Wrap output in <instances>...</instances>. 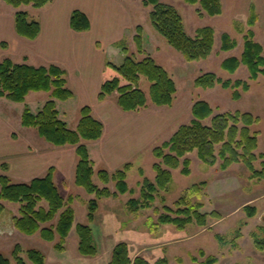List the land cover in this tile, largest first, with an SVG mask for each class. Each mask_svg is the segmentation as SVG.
I'll return each instance as SVG.
<instances>
[{
	"label": "trees",
	"instance_id": "trees-1",
	"mask_svg": "<svg viewBox=\"0 0 264 264\" xmlns=\"http://www.w3.org/2000/svg\"><path fill=\"white\" fill-rule=\"evenodd\" d=\"M16 8L32 4L42 7L50 0H5ZM189 3L200 1L201 6L209 15H218L223 12L221 0H185ZM145 5H153L150 12L151 22L169 42L171 46L180 51L189 60H200L211 55L215 45V29L211 25L198 27L194 35L190 34L185 25L181 12L173 4L161 0H143ZM258 20V13L253 8L249 24L254 25ZM71 26L76 30H88L91 21L87 13L75 9L71 14ZM15 26L17 32L28 38H36L41 32V23L30 19L26 10L18 9L15 13ZM244 50L241 55H230L223 59L222 66L235 72L242 64L249 68L247 79H223L213 71L198 75L194 84L197 87L212 88L217 83L224 87L234 88L233 96L238 99L243 91L251 88L250 80L257 79L264 74V44L255 39L253 29L245 34ZM137 51L143 55L138 57L135 52H129L125 40L116 43L127 54L122 63L108 60L103 70V83L99 92V99H106L114 95L118 105L125 111H136L149 106H171L178 92V85L170 71L159 63L144 46V27L136 26L134 35ZM238 44L229 32L221 34V50H231ZM146 76L150 81V97L141 87V77ZM31 91H47L50 98L35 111L26 104L22 113V124L34 127L46 140L57 146L74 145L78 155L76 165L75 183L85 187L90 194H95L88 200V218L93 221L99 208V198L103 196H117L127 192H134L128 182V172L133 162H126L114 171L106 168L96 170L95 162L90 155L87 141L99 139L104 132L102 120L95 117L90 105L80 109V120L77 128H71L60 116L57 99L67 100L74 96L73 90L67 84L66 70L57 64L33 65L28 62H16L10 57L0 61V96L7 97L16 102H24ZM192 118L182 123L169 139L153 148L157 160L153 167L156 176L151 179L145 176L143 167L139 168L143 179L138 182L140 196L131 197L127 204L133 211L145 209L153 205L159 190L168 187L173 179V169L181 167L184 174L192 171V160L187 154L197 151L204 162L227 170L234 163L244 162L252 171L253 176L264 175L262 170H256L255 161L264 158V153H257L259 147V133L253 131L252 125L257 117L250 111H223L216 112L214 106L206 99L195 100L192 105ZM264 165V161H263ZM55 166L49 167L44 175L36 176L29 181H14L8 174L0 175V200L19 203V214L14 215L15 227L25 234L40 235L51 242L58 249L65 250L67 238L76 219V210L73 206L75 195L63 194L60 185L55 179ZM97 175L104 183L100 186L95 182ZM114 181L116 190L108 185ZM67 186V184H65ZM208 181L204 180L190 186L181 196L174 207L165 204L164 211L158 219L153 221L154 228L159 224L174 223L185 227L188 223L196 221L200 225H207L209 218H222L219 210L211 212L201 211L203 203L194 198L200 197ZM6 205L0 202V215ZM249 216H254L257 207L250 203L244 206ZM156 210L159 211L158 208ZM76 231L79 236V250L84 255L95 256L98 246L95 243L93 228L88 223H77ZM257 246L264 249V239L254 232ZM223 242L224 236L217 234ZM235 245H237L235 243ZM23 248L17 243L11 256L0 251V264H29L21 255ZM200 259L197 255L191 258L195 264H215L218 256L206 255L200 249ZM28 258L34 264H46V254L38 248L27 250ZM182 261V258H178ZM108 264H170V259L164 255L155 262L144 254H132L131 246L126 241L118 242L113 250Z\"/></svg>",
	"mask_w": 264,
	"mask_h": 264
},
{
	"label": "rangeland",
	"instance_id": "rangeland-1",
	"mask_svg": "<svg viewBox=\"0 0 264 264\" xmlns=\"http://www.w3.org/2000/svg\"><path fill=\"white\" fill-rule=\"evenodd\" d=\"M161 1L177 7L183 15L187 31L192 35L196 33L198 27L213 26L215 45L209 57L189 61L180 51L171 46L151 23L153 28H150V33H146V40L150 43L148 48L154 52L155 59L170 71L177 82L178 92L174 106L185 103V108L176 110L179 113L177 112L175 125L164 131L153 146L162 143L166 138L169 139L173 130L180 126L179 124L191 120L190 105L193 101L206 99L214 106L216 112L236 110L252 112L257 117L252 129L259 133V147L256 152L264 153V74L250 80L251 88L243 91L238 99L233 96L234 88L224 87L221 83H217L212 88L197 87L194 84L195 78L207 71H213L223 79L249 80L250 72L247 65L242 64L235 72H231L222 66V61L230 55H241L244 50V37L249 29H253L255 39L264 44V0H221L223 12L218 15H209L200 1L194 4L185 0ZM253 8L258 13V20L254 25H250L249 18ZM225 31L238 41L237 46L228 51L220 48L221 34ZM156 36L157 39H155ZM119 49L123 51L121 47ZM135 50L139 58L143 56L138 53L137 47ZM150 84L151 81L146 76L141 77L140 85L148 97H150ZM41 95L42 98H47L49 93L43 91ZM34 100L33 96L27 99L29 104L36 108V105L32 103ZM6 101L16 105L12 104L11 108H6L0 104V117L11 120L8 125L19 133V140L13 145L17 144L20 147L21 142L39 139L44 145L51 148L57 147L41 136L36 128L22 124L24 102L10 99ZM74 107L72 101L59 103L62 117L69 122L70 126L73 116L77 114ZM135 153L139 155L131 161L134 166L128 172V182L134 192L100 197L99 208L93 221L88 218V200L96 195L90 194L85 187L77 185L74 181L72 186H63L59 183L66 197L70 193L76 197L73 203L76 210L75 224L88 223L93 228L95 243L99 249L97 255H84L80 252L79 236L76 230L68 237L65 250L56 248L55 241L44 239L40 233L30 235L16 231L18 229L13 228L12 216L13 213L19 212L20 204L6 200H1L6 208L0 215V251L11 256L15 245L19 243L23 248L21 255L29 264H34L27 255V250L32 247L46 254V264H108L114 246L118 242L126 241L131 246L133 255L144 254L151 262L166 255L170 259V264H195L191 256L197 255L201 260L204 259L205 256H201L199 251L204 249L206 255L218 256L219 260L215 264H264V249L257 246L253 235L256 232L261 239H264V175L253 176V171L244 162L234 163L227 170H223L219 167L220 161L211 165L201 160L197 151L189 152L187 156L192 160L191 173L184 174L181 171L182 165L174 168L172 181L166 189L159 190L153 205L133 211L127 202L131 197L140 196L138 182L143 179V176L139 168L143 167L145 176L154 179L156 170L153 164L157 160L153 149L144 148ZM263 161L264 158L255 161L256 170L263 169ZM94 180L101 186L105 185L97 175L94 176ZM204 180L208 181L207 187L200 197L194 199L203 203L201 211L211 212L216 209L221 211L222 218L210 217L205 226L193 221L185 227H179L174 223H163L154 228L152 219L155 221L158 219L160 213L164 211L165 204L174 207L175 202L186 193L190 186ZM108 185L112 190H116L114 181L109 182ZM248 203L257 207L254 216H249L244 209ZM217 234L224 236L223 242L218 239ZM179 257L182 261H179Z\"/></svg>",
	"mask_w": 264,
	"mask_h": 264
},
{
	"label": "crops",
	"instance_id": "crops-1",
	"mask_svg": "<svg viewBox=\"0 0 264 264\" xmlns=\"http://www.w3.org/2000/svg\"><path fill=\"white\" fill-rule=\"evenodd\" d=\"M18 9L28 11L30 19L41 23V32L36 38L31 39L17 32L15 13ZM75 9L89 16L91 27L88 30H76L71 26V14ZM151 10L152 5H145L143 0H50L42 7L29 4L20 8L0 0V59L10 57L16 62H28L36 66L52 63L60 65L66 70L67 84L74 96L67 100L57 99V106L59 108L60 101H72L77 113L72 118L71 126L62 117L61 109L60 116L75 129L81 117L80 109L90 105L93 115L102 120L103 135L99 139L87 141L96 170L106 168L114 171L136 159L139 153L135 152L144 148L152 150L156 139L175 125L178 111L185 108V103L176 107L173 103L168 107L154 105L125 111L118 105L114 95L99 99L106 62L112 60L122 63L127 55L116 43L125 40L129 52H135L134 35L139 24L144 27V46L153 55L154 52L148 48L150 43L146 40V33H150V28H153ZM42 92L31 91L24 101V107L26 104L31 106L27 99L33 96L35 100L32 103L36 108L31 107L37 111L51 97L48 92L49 98H42ZM6 98L1 96L0 104L6 108L15 105L6 101ZM9 121L6 117H0V175L6 173L14 181H29L55 166L57 183L72 186L78 161L76 146L56 145V148H51L39 139L21 142L20 147L13 145L19 140V133L8 125ZM18 214L13 213V216ZM13 216L12 224L16 230ZM76 226L77 223H74L69 236L74 233Z\"/></svg>",
	"mask_w": 264,
	"mask_h": 264
}]
</instances>
